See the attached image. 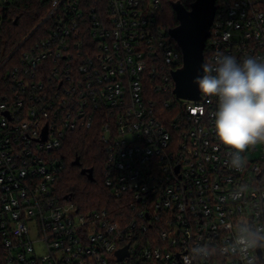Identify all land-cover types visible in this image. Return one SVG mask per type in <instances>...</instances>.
Returning <instances> with one entry per match:
<instances>
[{
    "label": "built area",
    "instance_id": "obj_1",
    "mask_svg": "<svg viewBox=\"0 0 264 264\" xmlns=\"http://www.w3.org/2000/svg\"><path fill=\"white\" fill-rule=\"evenodd\" d=\"M14 1L0 0V42ZM217 2L205 61L217 51L264 58V0ZM49 3L31 33L48 23L47 37L0 58L6 263L178 264L204 246L193 264H264V248L238 244L242 227L264 228V142L234 169L215 135L216 98L174 95L183 55L160 22L161 0ZM89 129L105 147L103 183L129 213L82 209L58 191L54 152Z\"/></svg>",
    "mask_w": 264,
    "mask_h": 264
},
{
    "label": "clouds",
    "instance_id": "obj_2",
    "mask_svg": "<svg viewBox=\"0 0 264 264\" xmlns=\"http://www.w3.org/2000/svg\"><path fill=\"white\" fill-rule=\"evenodd\" d=\"M193 83L205 97L216 98V110L211 114L216 138L230 149V165L241 170L245 150L264 142V58L251 55L238 62L235 56L217 51L201 64V74ZM238 244L245 253L264 248V228L252 231L242 227ZM208 255L206 247H193L178 264H193L195 256Z\"/></svg>",
    "mask_w": 264,
    "mask_h": 264
},
{
    "label": "trees",
    "instance_id": "obj_3",
    "mask_svg": "<svg viewBox=\"0 0 264 264\" xmlns=\"http://www.w3.org/2000/svg\"><path fill=\"white\" fill-rule=\"evenodd\" d=\"M98 1L86 0L87 3H98ZM194 1L161 0L160 22L168 30L176 27L179 22L172 3L180 2L189 9ZM218 4L219 2H217ZM49 8V0L14 1L1 32L0 44L4 46V54L0 55V58L9 54L25 38L28 39L27 43H29L38 42L47 37L48 23L39 27L33 35L31 33L47 15ZM16 20L17 23H15ZM182 65L183 61H180L176 68L179 69ZM171 88H173L172 82ZM163 98L170 99L171 95ZM54 155L56 162L61 166L57 184L61 195H70L82 209H107L116 213H129L126 205L115 199L103 183L102 172L106 163V153L98 130L89 129L73 132L62 147L54 152ZM84 169L94 170V181H90L86 175L82 174ZM0 264H7L2 248H0Z\"/></svg>",
    "mask_w": 264,
    "mask_h": 264
},
{
    "label": "water",
    "instance_id": "obj_4",
    "mask_svg": "<svg viewBox=\"0 0 264 264\" xmlns=\"http://www.w3.org/2000/svg\"><path fill=\"white\" fill-rule=\"evenodd\" d=\"M172 6L179 24L170 29L169 33L183 55L182 67L172 72L175 83L173 93L180 99L201 100V93L193 80L201 74V64L205 62L204 51L211 36L218 8L217 0H195L189 9L180 2H174ZM82 174L90 181L95 180L93 169H84ZM117 255L120 260L123 259L128 255V247L119 250Z\"/></svg>",
    "mask_w": 264,
    "mask_h": 264
}]
</instances>
